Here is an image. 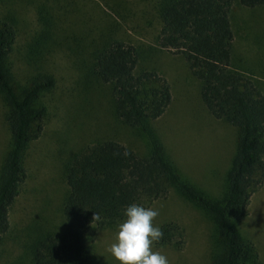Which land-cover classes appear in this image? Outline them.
Listing matches in <instances>:
<instances>
[{"label":"rangeland","instance_id":"obj_1","mask_svg":"<svg viewBox=\"0 0 264 264\" xmlns=\"http://www.w3.org/2000/svg\"><path fill=\"white\" fill-rule=\"evenodd\" d=\"M232 1L235 67L264 93V6L249 8ZM161 3L0 0V24L12 23L16 32L7 64L17 93L35 81L54 80L53 88L38 100L46 108L43 130L23 154L27 177L11 208L13 237L26 231L34 239L44 230L61 227L69 190L66 165L86 145L115 140L141 156L150 152L145 132L117 116L111 86L94 73L96 52L112 40L136 46L139 69L154 70L170 83L173 100L164 115L151 122L168 160L209 198L225 196L239 130L210 113L201 98V83L184 57L159 45ZM7 109L0 93V177L11 149ZM144 206L158 209L153 223L160 229L176 227L169 241L161 238L153 245L170 264H212L218 257L222 243L214 218L176 187ZM122 221L89 233L90 264H118L107 249ZM236 229L255 245L264 264V183L252 194L247 215L236 221ZM11 250L18 254L20 246Z\"/></svg>","mask_w":264,"mask_h":264},{"label":"trees","instance_id":"obj_2","mask_svg":"<svg viewBox=\"0 0 264 264\" xmlns=\"http://www.w3.org/2000/svg\"><path fill=\"white\" fill-rule=\"evenodd\" d=\"M239 1L249 8L264 6V0ZM232 5V0H162L159 9V45L184 57L201 83V98L210 113L239 130L223 199L209 198L181 176L151 126L173 100L169 81L154 70L139 69L136 46L112 40L96 52L94 73L111 86L117 116L145 132L150 152L141 156L115 140L86 145L66 165L69 190L61 227L44 230L34 239L26 231L13 237L11 208L27 177L24 151L43 130L46 108L38 100L53 88L54 80L35 81L17 93L7 64L16 32L12 23L0 24V93L11 132L0 177V248L8 260L0 256V264H90L89 233L124 219L129 204L144 206L167 196L171 187L214 218L222 247L212 264H263L255 245L236 229V221L247 215L252 194L264 183V93L235 67ZM175 228L161 229L162 240L169 241ZM17 245L20 252L14 254L11 249Z\"/></svg>","mask_w":264,"mask_h":264},{"label":"clouds","instance_id":"obj_3","mask_svg":"<svg viewBox=\"0 0 264 264\" xmlns=\"http://www.w3.org/2000/svg\"><path fill=\"white\" fill-rule=\"evenodd\" d=\"M158 214L154 207L135 203L123 209L124 219L107 249L118 264H170L167 256L153 251L154 242L163 236L160 227L153 223Z\"/></svg>","mask_w":264,"mask_h":264}]
</instances>
